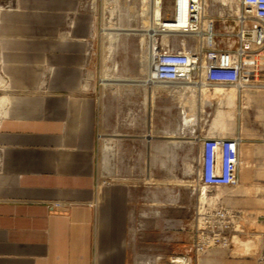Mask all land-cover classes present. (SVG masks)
<instances>
[{
  "label": "crops",
  "instance_id": "crops-1",
  "mask_svg": "<svg viewBox=\"0 0 264 264\" xmlns=\"http://www.w3.org/2000/svg\"><path fill=\"white\" fill-rule=\"evenodd\" d=\"M94 3L0 0V264H143L131 243L130 186L97 183L98 101L85 83ZM236 96L244 165L235 240L250 246L264 235V135L249 128L264 115V86L238 85ZM190 141L194 160L200 144ZM245 251L237 264H257Z\"/></svg>",
  "mask_w": 264,
  "mask_h": 264
},
{
  "label": "rangeland",
  "instance_id": "rangeland-1",
  "mask_svg": "<svg viewBox=\"0 0 264 264\" xmlns=\"http://www.w3.org/2000/svg\"><path fill=\"white\" fill-rule=\"evenodd\" d=\"M92 10L85 83L86 90L92 91L98 101L97 183L123 182L130 186V237L140 262L167 264L171 256L189 255L197 264H237V253L245 250L257 258L259 243H236L237 222L228 246H213L198 258L195 253L198 212L204 200L195 184L196 158L192 160L190 139L200 129L234 136L241 118L236 90H230L233 85H219V91H225L222 93L213 88L193 94L189 112L197 122L183 123L181 97L172 94L175 84L150 76L154 1L95 0ZM187 39L194 42L192 37ZM246 69L250 71L248 64ZM249 128L251 136L264 135V115L256 116ZM170 133L178 147L173 170L170 167L166 172L162 164L157 166L160 169L150 162L154 146L163 144ZM235 188L221 187L211 193L223 194L224 203L237 209Z\"/></svg>",
  "mask_w": 264,
  "mask_h": 264
},
{
  "label": "built area",
  "instance_id": "built-area-1",
  "mask_svg": "<svg viewBox=\"0 0 264 264\" xmlns=\"http://www.w3.org/2000/svg\"><path fill=\"white\" fill-rule=\"evenodd\" d=\"M155 3L150 75L156 81L174 83L173 95L188 98L197 94L201 86L213 89L216 85L243 84L249 76L246 59L264 57V0H169L168 3L156 0ZM188 37L194 42L190 43ZM189 109L181 105L182 121L196 124L197 118ZM194 134L200 144L193 165L195 184L205 202L198 212L200 225L195 242L198 258L213 246H228L232 240L237 209L228 207L221 193L207 197L205 194L221 187H235L241 160L237 137L202 129ZM54 205L59 207L62 203ZM257 261L264 264V235ZM167 264L197 262L189 255H175Z\"/></svg>",
  "mask_w": 264,
  "mask_h": 264
},
{
  "label": "bare ground",
  "instance_id": "bare-ground-1",
  "mask_svg": "<svg viewBox=\"0 0 264 264\" xmlns=\"http://www.w3.org/2000/svg\"><path fill=\"white\" fill-rule=\"evenodd\" d=\"M153 1H154V10H156V3H155L156 0H153ZM154 10H153V15H154ZM151 50H152V44H151ZM152 60H153V58H152ZM151 64H152V62H151ZM151 64H150V72H151ZM247 64H248V66L250 68V71H248L249 72V76H248L247 81L244 82L243 84L244 85L255 84V83L252 82V80H253V81H256V82L259 83V85L258 84H256V85H258V86H264V62H262L260 58L248 57L246 59V65ZM237 86L238 85H235V86L233 85L230 88V90H232V91L236 90L237 91ZM201 87L202 88L200 89V91H204L206 89L209 90L208 88H206L204 86H201ZM242 88H244V87H242ZM221 89L222 88L218 87L217 89H215V91L216 90L219 91ZM173 135L174 134H172V133H170V135L167 134V136L169 137V139L166 140V142H165V151L164 150H162V151L160 150L161 151V154L159 156L156 155V157H155L156 159L154 160L152 166L155 167V166H158V164H162V168L165 169V171L166 170L168 171V169L171 167L170 165H171L172 160L174 159L173 154H174V148H175V146L173 147L172 140H171V138L173 137ZM153 158H152V160H153ZM210 194H211V196H213V195H220L219 193H206L205 196L207 197ZM201 198L203 200L204 199V195H202Z\"/></svg>",
  "mask_w": 264,
  "mask_h": 264
}]
</instances>
